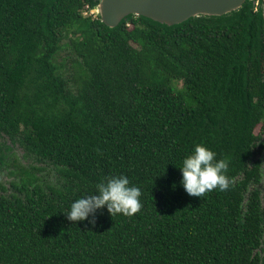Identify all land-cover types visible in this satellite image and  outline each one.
I'll return each instance as SVG.
<instances>
[{
  "label": "trees",
  "instance_id": "1",
  "mask_svg": "<svg viewBox=\"0 0 264 264\" xmlns=\"http://www.w3.org/2000/svg\"><path fill=\"white\" fill-rule=\"evenodd\" d=\"M97 3L0 0V136L60 176L43 184L40 167L12 161L0 264H264L263 2L173 27L130 16L113 29ZM198 143L227 160L226 190L197 197L180 184ZM121 174L142 190L137 212L66 218Z\"/></svg>",
  "mask_w": 264,
  "mask_h": 264
},
{
  "label": "clouds",
  "instance_id": "2",
  "mask_svg": "<svg viewBox=\"0 0 264 264\" xmlns=\"http://www.w3.org/2000/svg\"><path fill=\"white\" fill-rule=\"evenodd\" d=\"M216 157L214 151L198 143L182 159L178 167L181 172L180 184L187 194L202 197L214 188L223 191L229 187L226 176L228 162ZM141 192V188L131 184L126 175H113L97 183L95 191L73 200L64 213L72 222L87 219L90 224L95 223L93 214L102 208H106L111 216H131L142 207Z\"/></svg>",
  "mask_w": 264,
  "mask_h": 264
},
{
  "label": "water",
  "instance_id": "3",
  "mask_svg": "<svg viewBox=\"0 0 264 264\" xmlns=\"http://www.w3.org/2000/svg\"><path fill=\"white\" fill-rule=\"evenodd\" d=\"M247 1L264 0H98L93 12L108 28H116L130 16L173 27L200 16L221 17L240 10Z\"/></svg>",
  "mask_w": 264,
  "mask_h": 264
},
{
  "label": "rangeland",
  "instance_id": "4",
  "mask_svg": "<svg viewBox=\"0 0 264 264\" xmlns=\"http://www.w3.org/2000/svg\"><path fill=\"white\" fill-rule=\"evenodd\" d=\"M258 131L259 129H257ZM260 157L262 159V179L259 189L262 201L264 202V150L260 154ZM0 158H2V162L0 163V182L7 188L8 193L14 191L12 183L19 182V177L11 173L15 171V167L12 165L14 159L21 166L27 168L30 166L40 167L41 172H38L37 175L43 184L57 185L59 182L60 176L53 164L39 161L35 157L28 155L18 141H11L7 136H0Z\"/></svg>",
  "mask_w": 264,
  "mask_h": 264
},
{
  "label": "built area",
  "instance_id": "5",
  "mask_svg": "<svg viewBox=\"0 0 264 264\" xmlns=\"http://www.w3.org/2000/svg\"><path fill=\"white\" fill-rule=\"evenodd\" d=\"M92 13H93V11H92ZM95 14V13H94Z\"/></svg>",
  "mask_w": 264,
  "mask_h": 264
}]
</instances>
